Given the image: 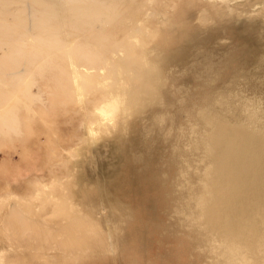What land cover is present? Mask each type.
<instances>
[{"label": "rangeland", "instance_id": "1", "mask_svg": "<svg viewBox=\"0 0 264 264\" xmlns=\"http://www.w3.org/2000/svg\"><path fill=\"white\" fill-rule=\"evenodd\" d=\"M0 19V264H264V0H0ZM12 210L58 226L7 233ZM89 231L100 249L70 252Z\"/></svg>", "mask_w": 264, "mask_h": 264}, {"label": "bare ground", "instance_id": "2", "mask_svg": "<svg viewBox=\"0 0 264 264\" xmlns=\"http://www.w3.org/2000/svg\"><path fill=\"white\" fill-rule=\"evenodd\" d=\"M11 16H13V13H11L10 14ZM9 23H12V22H8V25H6V24H2V20L0 19V45L2 44L3 46L5 45V42H13V40H14V32H13V26L12 25H10ZM183 50H184V48H182ZM170 52H172V51H170ZM178 52V51H177ZM6 53V52H5ZM12 53H13V46H11V47H9L8 49H7V54H9L11 57H12ZM176 53V52H175ZM163 54V53H162ZM167 54V53H166ZM174 54V53H173ZM161 55V54H160ZM163 56V55H162ZM176 56V55H175ZM170 59V58H169ZM13 61V60H12ZM12 61H10V62H5V61H2V60H0V71L1 70H4V68H7V67H9L10 65H8V64H11L12 63ZM169 61V60H168ZM173 62V61H172ZM227 92V91H226ZM242 93V92H241ZM110 94V93H109ZM237 94V93H236ZM116 95V94H115ZM234 95V94H233ZM238 96V95H237ZM121 97V96H120ZM225 97V96H224ZM230 97V96H229ZM235 97V96H234ZM84 98V97H83ZM111 98V97H110ZM232 98V97H231ZM121 99V98H120ZM220 99V98H219ZM228 99V98H227ZM107 101V100H106ZM112 101H118L119 102V112L115 115V116H118L119 114H120V110H122V108H121V106H122V103H123V101L122 100H119L118 98H114V99H111L110 101H108V102H103L104 104H102V105H106V104H110ZM220 101V100H219ZM245 101V100H244ZM229 102V101H228ZM246 102V101H245ZM142 105V104H141ZM251 105V104H250ZM252 105H254V104H252ZM137 108V107H136ZM139 108V107H138ZM246 108H247V106H246ZM254 108H256V107H254ZM261 108V107H260ZM95 109H97V108H95ZM249 109V108H248ZM216 110V109H215ZM223 110V109H222ZM250 110H252V109H250ZM135 111H138V110H135ZM218 112V111H217ZM96 113V112H95ZM127 113V112H126ZM211 113V112H210ZM249 113H250V111H249ZM131 114V113H130ZM139 114H140V112H139ZM220 114H221V112H220ZM96 115V114H95ZM224 115H225V113H224ZM247 115H248V113H247ZM99 116V115H98ZM97 115H96V117H98ZM95 117V116H94ZM131 117H132V115H131ZM251 118V117H250ZM115 119V118H114ZM248 119V118H247ZM261 119V118H260ZM90 120V119H89ZM99 120V119H98ZM253 120V119H252ZM242 121H245V120H242ZM251 121V120H250ZM108 122V121H107ZM238 122V121H237ZM257 122V121H256ZM92 123V122H91ZM98 123H99V121H98ZM96 124H97V122H96ZM113 124V123H112ZM119 124V123H118ZM117 124V125H118ZM203 124V123H202ZM237 124V123H236ZM95 125V124H94ZM202 126H204V125H202ZM256 127H258V125L256 126ZM91 128V127H90ZM260 128H262V127H260ZM259 129V128H258ZM88 131V130H87ZM91 131V130H90ZM261 131V130H260ZM209 132V131H208ZM88 133H89V131H88ZM204 136V135H203ZM250 136V135H249ZM256 137V136H255ZM206 138V137H205ZM203 139V138H202ZM249 139V138H248ZM256 140H258L259 141V139H256ZM256 140H255V142H256ZM195 141V140H194ZM250 141H252V140H250ZM257 141V142H258ZM206 143V142H205ZM206 144H208V143H206ZM254 144V143H253ZM194 145V144H193ZM200 145V144H199ZM196 147V146H195ZM205 147V146H204ZM197 148V147H196ZM218 149V148H217ZM195 150V149H194ZM196 151V150H195ZM202 152V151H201ZM204 152V151H203ZM206 164V163H205ZM206 172V171H205ZM216 174V173H215ZM213 175V174H212ZM88 186V185H87ZM95 189H96V187H95ZM85 191V190H84ZM80 192V191H79ZM78 193V192H77ZM81 193H83V192H81ZM82 196V195H81ZM77 197V196H76ZM83 197V196H82ZM211 197H213V196H211ZM92 202V201H91ZM76 203V202H75ZM211 203V202H210ZM84 204V203H83ZM80 206V205H79ZM91 207V206H90ZM82 208V207H81ZM110 208V207H109ZM85 209H86V207H85ZM89 209V208H88ZM91 209V208H90ZM94 209V208H93ZM20 210V209H19ZM92 211V210H91ZM14 211L12 210V212H10V213H8V214H6V215H4L3 217H1V218H3V220L5 219V222L6 223H8V224H6V226H4L3 227V229L7 232V233H11L12 232V229H11V227L10 226H14V227H16V228H18V229H22V228H24V229H28V228H33V227H35L36 228V231L40 234V233H42L43 231H45L47 228H45V226H54V228H57V226L58 225H49V223H47L45 220H37L38 222H36V220H35V222L32 224V225H29V224H26L23 220H22V218L20 217V216H18V214L17 215H15L14 213H13ZM20 212H21V210H20ZM22 212H24V211H22ZM77 212H78V210H77ZM99 212V211H98ZM21 214V213H20ZM23 214V213H22ZM21 214V216H23ZM74 214H77V213H74ZM55 220H56V222H60V221H65L66 219H64L63 218V216H62V213H60V215L58 216V217H55L54 218ZM63 219V220H62ZM2 220V219H1ZM29 220V219H28ZM73 220V219H72ZM97 220V219H96ZM27 222V221H26ZM29 222V221H28ZM63 224V223H62ZM61 224V225H62ZM231 224V223H230ZM53 228V229H54ZM231 228V227H230ZM57 230V229H56ZM54 232H56L55 230H54ZM100 232V231H99ZM28 233H31V232H28ZM116 233V232H115ZM101 234V233H100ZM32 235H33V233H32ZM50 235H51V233H50ZM77 235H78V233H77ZM102 235V234H101ZM118 235V234H117ZM38 236V235H37ZM214 236V235H213ZM233 236V235H232ZM78 237H81V236H78ZM28 238H30V237H28ZM35 238V237H34ZM61 238V237H60ZM103 238V237H102ZM218 237H216V236H214V237H212V239H211V241L212 242H215L216 241V239H217ZM7 239L8 240H13L14 241V239H15V237H12V235H7ZM23 239V238H22ZM21 239V240H22ZM24 239H25V236H24ZM62 239V238H61ZM231 239V240H230ZM230 239H228V240H230V242L232 243V245H233V243H234V239L232 240V238H230ZM17 240V239H16ZM15 240V241H16ZM19 240V239H18ZM60 240V239H59ZM63 240V239H62ZM14 241V242H15ZM37 241V240H36ZM38 241H40V240H38ZM12 242V241H11ZM13 242V243H14ZM19 241H17L16 242V244L18 243ZM48 243V242H47ZM54 244H56L55 242H53ZM53 243H51V244H53ZM227 243L228 244H230L228 241H227ZM44 244V243H43ZM18 245H20V244H18ZM58 245V244H57ZM218 245V244H217ZM44 246H47V244H45ZM52 246V245H51ZM243 246V245H242ZM49 247V246H48ZM61 247V246H60ZM100 247H101V243H100V235H99V233H93V232H87V234H85V237L84 238H82V239H80V245H78V246H76V247H71V246H68V250L70 251V252H76V251H78V252H81L83 249L85 250H91V249H97V250H99L100 249ZM50 248V247H49ZM66 248H67V246H66ZM65 248V249H66ZM220 248V247H219ZM8 249V248H7ZM218 249V248H217ZM8 251V250H7ZM3 252H4V249H3ZM2 251H0V260H3L2 258H1V256H3L2 255V253H3ZM248 252V251H247ZM9 253V252H8ZM71 254V253H70ZM11 256V255H10ZM10 256H8V257H10ZM239 256H240V259H239ZM264 261V260H263ZM240 262H243V259H242V257H241V255H234V256H230V259H228V264H240ZM28 264V263H27Z\"/></svg>", "mask_w": 264, "mask_h": 264}, {"label": "clouds", "instance_id": "3", "mask_svg": "<svg viewBox=\"0 0 264 264\" xmlns=\"http://www.w3.org/2000/svg\"><path fill=\"white\" fill-rule=\"evenodd\" d=\"M98 115H102L105 121L114 122L115 115L119 112V102L112 101L110 104L101 105L96 109Z\"/></svg>", "mask_w": 264, "mask_h": 264}]
</instances>
